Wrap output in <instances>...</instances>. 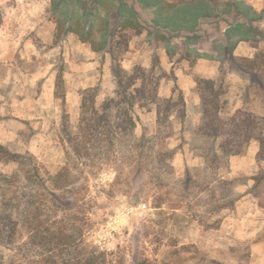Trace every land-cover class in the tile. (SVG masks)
Returning <instances> with one entry per match:
<instances>
[{
	"label": "rangeland",
	"instance_id": "obj_1",
	"mask_svg": "<svg viewBox=\"0 0 264 264\" xmlns=\"http://www.w3.org/2000/svg\"><path fill=\"white\" fill-rule=\"evenodd\" d=\"M186 1L194 4L167 7L162 22L157 8L174 0H0V145L30 153L41 167L57 173L71 157L62 133L64 115H69L75 129L85 90L98 88L97 105L114 96L112 55L127 71L135 67L150 71L157 59L160 65L153 77L160 76V98L171 97L178 87L186 105V116L172 120L169 140V147L177 152L176 177L183 179L189 170L202 183L205 161L194 144L200 143L195 133L201 123L197 80H213L205 75L218 73L214 80L225 91L224 116L244 110L264 117V38L241 42L247 45L237 55L246 54L250 62L234 51L246 72L238 71L223 53L228 27L223 20L225 6L234 2L264 15V0H211V10L204 0ZM132 9L155 32L170 37V50L151 31L121 25ZM168 19L177 22L174 28L167 27ZM238 37L233 33L234 40ZM135 114L136 135L155 134V112L136 109ZM258 149V143L252 142L244 156L232 157L229 167L220 172L226 179H238L236 192L243 197L234 210L205 223L197 217H204V209L188 208V203L194 205L193 196L177 211L182 215L179 225L172 210L155 209L156 193L164 199H180L183 190L169 195L166 189L138 185L133 193L142 202L137 206L121 193L109 195L114 172L105 169L90 177L80 191L92 222L86 240L118 253L128 264L137 251L152 264H264V186L259 188L261 200L248 193L254 185L250 179L264 175ZM14 170L0 165V172ZM215 221L218 227L211 229Z\"/></svg>",
	"mask_w": 264,
	"mask_h": 264
},
{
	"label": "trees",
	"instance_id": "obj_2",
	"mask_svg": "<svg viewBox=\"0 0 264 264\" xmlns=\"http://www.w3.org/2000/svg\"><path fill=\"white\" fill-rule=\"evenodd\" d=\"M174 1L157 8L160 21L167 19L163 16L167 7L194 4ZM204 1L206 9H214L211 0ZM224 12L223 20L228 27L223 53L230 57L238 71L246 72L248 69L234 56V51L240 42L263 40L264 15H258L249 7L245 10L234 2H229ZM122 18L124 28L133 26L141 32L151 31L170 50V37L155 32L133 9ZM175 24L177 22L168 19L166 25L174 28ZM233 33L239 35L238 39H233ZM155 64L150 71L143 67L127 71L112 55L114 96L97 105L98 88L85 90L75 129L69 123V115H64L62 133L71 157L57 173L41 167L30 153L12 152L0 145V165L15 167L11 174L0 172V264H128L125 257L86 240L92 222L90 209L80 197V191L90 177L99 176L107 168L114 172L108 194L121 193L134 206L142 202L140 195L133 193L138 185L157 191L166 189L169 195L183 190L181 200L154 195L155 209L158 212H164L165 208L172 210L176 225L182 218L177 211L191 196L194 205L188 203V208L204 209V217L197 215L202 223L225 210L235 209L243 197L236 192L238 179H226L220 172L229 167L232 157L244 156L252 142L259 145L257 160L264 161V117L244 110L224 116L222 85L215 80H197L201 123L195 133L200 143L194 144L205 161V179L198 183L189 170L183 179H178L173 166L177 152L169 147V140L173 137V118L182 120L186 116L185 99L178 87L171 97L160 98V76L153 77L155 67L160 65L157 59ZM136 109L155 112V134L136 135ZM250 180L254 185L248 193L261 200L259 188L264 186V175ZM261 205L264 207L263 202ZM215 222L210 225L211 229H217L218 222ZM130 264L152 262L137 251Z\"/></svg>",
	"mask_w": 264,
	"mask_h": 264
},
{
	"label": "crops",
	"instance_id": "obj_3",
	"mask_svg": "<svg viewBox=\"0 0 264 264\" xmlns=\"http://www.w3.org/2000/svg\"><path fill=\"white\" fill-rule=\"evenodd\" d=\"M148 10H149V9H148ZM148 10H147V11H148ZM144 12H145V10H144ZM246 45H247L246 43H241V42H240V44H238L237 47H236V49H235V55H236V56H244V58H246V56H247L246 54H243V55H237V50H238V51L244 50V48H245L244 46H246ZM247 57H248V56H247ZM217 74H218V73L216 72V73H214V76H206V75H205V77H207V78H211V79L214 80V77H216ZM256 150H257V147H255V151H256ZM258 151H259V149H258ZM258 151H257V153H258Z\"/></svg>",
	"mask_w": 264,
	"mask_h": 264
}]
</instances>
